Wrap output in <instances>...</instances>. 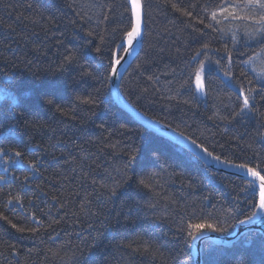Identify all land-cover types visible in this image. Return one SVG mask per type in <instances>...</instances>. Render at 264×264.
Segmentation results:
<instances>
[{"label": "trees", "instance_id": "obj_1", "mask_svg": "<svg viewBox=\"0 0 264 264\" xmlns=\"http://www.w3.org/2000/svg\"><path fill=\"white\" fill-rule=\"evenodd\" d=\"M173 2L192 11L193 18L175 12L165 0H142L143 46L123 78L122 96L222 160L264 169L262 122L254 113L228 123L240 102L235 84L224 75L229 72L236 84L255 82L264 71V53L257 55L255 43L249 47L241 40L246 55L233 51L231 61L222 59L227 38L211 30L202 36L190 27L195 17L204 18L199 6L190 5L218 0ZM106 7L113 12L109 21L100 22ZM131 16L128 0H0V83L18 98L17 105L0 102V148L6 150L0 156V212L17 227L39 229L20 233L0 219V264H195L193 243L181 229L208 221L226 227L213 233L229 236L237 220L254 210L247 182L209 170L187 150L147 131L113 100L109 48L121 43ZM222 26L241 32L253 27L246 29L245 22ZM88 31L94 35L88 37ZM203 43L220 49L208 52L202 77L206 94L197 87L199 64L192 59ZM96 47L103 48L102 55ZM69 49L78 53L79 63L59 72ZM248 55L254 57L251 64ZM81 65L95 78L82 76ZM48 96L68 114L49 107ZM89 96L99 97L98 106L77 99ZM256 104L264 111L259 96ZM133 150L138 151L129 165L133 179L110 197L102 185L119 179L116 170L128 164ZM17 151L23 155L17 157ZM137 178H150V186H138ZM86 199L91 203L81 208ZM132 240L147 241L158 254L119 246ZM202 259L203 264H264V236L251 232L231 247L207 242Z\"/></svg>", "mask_w": 264, "mask_h": 264}, {"label": "snow or ice", "instance_id": "obj_2", "mask_svg": "<svg viewBox=\"0 0 264 264\" xmlns=\"http://www.w3.org/2000/svg\"><path fill=\"white\" fill-rule=\"evenodd\" d=\"M129 3L130 11L132 13V16L130 17L129 21V26L122 31L121 43L113 44L109 48L107 73L110 77L117 75V66L121 64L120 54L125 53L130 55L132 53V50L134 49L135 42L141 39L143 35V13L141 0H129ZM165 4L170 6L175 12L180 13L182 16L193 18L192 11H189L187 8L180 7L177 3H174L173 0H165ZM197 6L202 9L204 18H199V16L195 17V24H190V27L193 28V31L200 32L202 36L206 34V30H211V32L216 33L217 36L226 37L227 42L223 45L224 55L221 57L222 59L231 61L233 51H235L237 55H246V53L240 50L241 40H243L245 46L249 47L251 43H255L260 50L257 55L264 53V0H218V2L215 4H193L189 7L195 8ZM29 7H31V5H29ZM112 12V7H106V14L102 13L100 22L109 21ZM83 18L84 17L82 16L81 19ZM88 19L90 20L91 17H88ZM241 22H245L246 29L248 25H252L253 27L251 28V30H245L241 32L239 27L230 28L226 31L225 28L222 26L225 24H238ZM197 25H202L203 28H198L196 27ZM105 31H107V28H105ZM86 35L88 37H92L94 33L93 31H88ZM98 38L100 39L101 44L105 43V38L103 36H99ZM229 45H231L232 51H229ZM210 51H215L219 53L220 49H211L208 43H203L201 49L197 51L192 58L195 63L199 64V69L196 71L195 76L197 79V87L202 94H206L202 82V77L205 71L206 64L210 59V57H208V52ZM95 52L97 54L102 55L103 48L96 47ZM253 60L254 57L252 55H248V60L246 62L251 64ZM78 63V53L75 50H66L62 62L58 65V71L64 72L68 67ZM215 63L219 65L220 60L215 61ZM81 75L84 77L95 78L94 73L92 71H89L86 65H81ZM224 75L228 78V84H235L237 100L240 102L237 105V110H234L230 114V119H228V123H232L237 119L242 120L245 116H250L255 113L258 116L259 120L262 122L261 127H264V111H259V108L256 104L257 96H259L261 100H264V71H261L257 74L255 82L252 80H248L247 84H244L242 81L236 84L233 76L230 75L229 72H225ZM239 75L241 77H246L247 73L240 72ZM149 79H152V77H149ZM97 92H99V89L97 90ZM77 99L80 101L81 104L84 105L98 106V104L101 102L98 96H89L87 98L77 97ZM172 99H175V97H172ZM3 101H9L13 105L18 104L17 96L13 92L9 91L5 84L0 83V102ZM44 102L49 107L53 108L56 112H59L62 115L68 114L57 105L56 100L51 96L46 97ZM184 103L187 104L188 101L185 100ZM213 118L214 117H209V119ZM222 119L224 118L222 117ZM259 135L261 136L262 142H264V134ZM191 143L196 147L200 148L202 152L214 159L216 162L224 163L226 166L237 167L241 170H244L250 177H252V179L248 181V188H251L253 191L254 203L252 207L254 210L251 212L250 215H247L245 219H238L237 223H249L252 220L256 219L258 215L264 217V175L261 174V171H264V169L257 170L259 166L252 167L249 166L247 163L236 164L228 160H222L221 156L214 155L213 152L209 151V149L203 144H197L195 140H192ZM2 155H6V150L0 148V156ZM15 155L17 157H20L23 155V153L17 151ZM137 157V150L129 152L128 164H126L123 169L116 170L119 173V179L115 181L112 186L102 185V187L107 189L110 197L117 195L118 186H120L121 184H127L133 179V177L129 175V165L134 164V162L137 160ZM31 167L37 169V171L39 170L35 163H31ZM149 180L150 178H137L138 186L148 188L150 186ZM93 183H95V181H93ZM53 199H56V197H53ZM16 202L20 203L21 198L17 197ZM8 203L11 204L12 201L9 200ZM90 203L91 201H87L86 199V203L82 204L81 208H85L86 204ZM60 207L64 208V205L60 204ZM151 207L155 208L156 205L152 204ZM0 219L7 221V223H9L12 228L16 229V231L20 233L27 232L30 234H35L39 231V229L35 227H17V225L15 223H12V221L9 220L8 216L4 215L3 212H0ZM32 219L36 220L35 214H33ZM37 223L41 224L43 223V221L37 220ZM52 223H59V221H53ZM48 226L51 228L52 224L50 223ZM203 230L223 233L226 231V227L220 226L218 223L204 221L203 223L189 224L187 225V227L181 229V231L186 234L188 241L191 243H194L203 236ZM52 239H55V237H52ZM119 246L125 249H130L132 252L139 253L142 255L151 256L154 254H158V250L153 249L152 245L144 240L126 241L125 243ZM91 247L95 248L96 245L92 244ZM0 255H3V252H0ZM53 256H59V253L54 252ZM25 264H27V262H25Z\"/></svg>", "mask_w": 264, "mask_h": 264}, {"label": "water", "instance_id": "obj_3", "mask_svg": "<svg viewBox=\"0 0 264 264\" xmlns=\"http://www.w3.org/2000/svg\"><path fill=\"white\" fill-rule=\"evenodd\" d=\"M129 1V0H128ZM130 4V3H129ZM142 4L143 22L142 38L137 40L134 44V49L130 55L123 53L121 56V64L117 66V75L111 77V93L115 103L125 111L129 116L144 127L147 131L171 141L175 145L187 150L195 158L202 162L209 170L223 174L229 177L237 178L248 183L252 177H250L244 170L237 167L226 166L224 163H218L211 157L207 156L202 150L191 143V139L181 135V133L173 130L172 128L161 124L158 121L151 119L150 117L142 114L131 104H129L121 94V83L128 71L129 67L138 56L143 46L145 35V13ZM258 183V182H257ZM256 232L264 236V217L257 216L256 219L246 224H238L235 227V231L229 236H219L213 232H205L203 236L192 244V254L194 256L195 264H203L202 251L205 243L210 242L216 246L231 247L237 243L245 235Z\"/></svg>", "mask_w": 264, "mask_h": 264}, {"label": "bare ground", "instance_id": "obj_4", "mask_svg": "<svg viewBox=\"0 0 264 264\" xmlns=\"http://www.w3.org/2000/svg\"><path fill=\"white\" fill-rule=\"evenodd\" d=\"M120 90H121V88H120ZM122 94V93H121ZM119 107V106H118ZM120 108V107H119ZM121 109V108H120ZM122 110V109H121ZM131 117V116H130ZM132 118V117H131ZM132 119H134V118H132ZM203 260V259H202Z\"/></svg>", "mask_w": 264, "mask_h": 264}]
</instances>
